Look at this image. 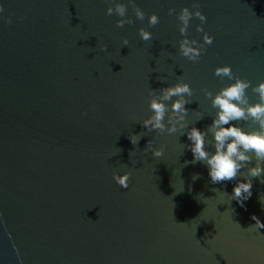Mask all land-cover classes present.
<instances>
[{
	"label": "water",
	"instance_id": "1",
	"mask_svg": "<svg viewBox=\"0 0 264 264\" xmlns=\"http://www.w3.org/2000/svg\"><path fill=\"white\" fill-rule=\"evenodd\" d=\"M192 2L134 0L144 19L128 5L133 23L117 27L106 0H0L12 18L0 20V264H264V235L248 227L253 214L264 223L260 178L245 207L227 204L211 189L230 194L234 180L211 184L185 136L139 123L149 90L178 79L193 89L186 119L199 128L215 111L200 89L229 82L213 75L216 66L264 79V0H198L213 41L195 63L178 54V21L168 14ZM153 12L152 39L141 40L137 29ZM197 23L187 34L199 40ZM124 171L127 188L112 178Z\"/></svg>",
	"mask_w": 264,
	"mask_h": 264
},
{
	"label": "clouds",
	"instance_id": "2",
	"mask_svg": "<svg viewBox=\"0 0 264 264\" xmlns=\"http://www.w3.org/2000/svg\"><path fill=\"white\" fill-rule=\"evenodd\" d=\"M106 2L108 7L105 9V14H115L119 17L115 21L117 27L133 23L132 18L127 15L128 5H132V11L137 20H143L145 17L144 11L134 3V0H127V3L122 0H106ZM3 12L4 8L0 5V20L6 24L11 23V16H4ZM168 14L175 15L178 21L177 28L180 34L176 42L178 54L190 62L199 61L205 51V46L212 43L213 36L208 34L203 27L207 18L200 11L198 0H193L191 8L185 5L178 12L169 8ZM192 18L200 21L195 25L196 32L200 33L199 40L190 38L187 34ZM158 22L159 17L155 12L149 14L147 27L137 29L140 39L151 40L152 33L147 28ZM128 43L126 37L122 38V46H127ZM100 48L105 50L106 45H100ZM213 75L227 78L229 82L215 92L206 87L200 89L203 96L209 98L211 108L215 110L206 128L197 127L195 122L189 125L186 119L189 109L185 105L192 102L193 89L184 79H178L175 83L159 88L158 91L150 89L148 93L150 114L139 123L147 132L158 131L185 136L188 143L184 144V149L190 150L191 163L200 162L206 166L211 184H221L223 187L222 182L235 181L230 194L216 188H212L211 191L216 195H226L227 204L235 200L240 207H245V201L252 195L253 178H260V182L264 183V79L253 84L248 79L234 74L229 64L216 66L213 69ZM249 88L256 96L254 101L249 99L246 91ZM89 107L94 108L93 105ZM199 116L200 114L198 118ZM249 120L255 127L250 128L247 123L243 126L237 123ZM141 136H143L142 133L132 134L129 136V142L136 145ZM146 148L153 157L163 155V147H152L151 140L147 141ZM253 160L255 163L247 167V174L244 175L241 170ZM184 163L187 164L189 161L186 160ZM129 175L128 171H124L121 174L113 173L112 178L119 186L127 188ZM198 175V173L194 174L192 179H196ZM258 200L264 211V196H259ZM251 219L255 223L248 227L264 235L259 231L264 229V223L255 214L251 216ZM236 224L240 227L239 223ZM17 259L19 261V257Z\"/></svg>",
	"mask_w": 264,
	"mask_h": 264
}]
</instances>
